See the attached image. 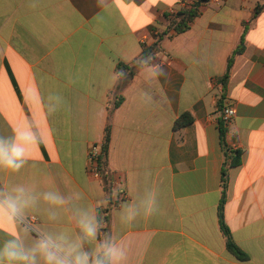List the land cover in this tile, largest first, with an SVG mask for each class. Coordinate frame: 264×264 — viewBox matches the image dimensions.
Masks as SVG:
<instances>
[{"label": "crops", "instance_id": "crops-1", "mask_svg": "<svg viewBox=\"0 0 264 264\" xmlns=\"http://www.w3.org/2000/svg\"><path fill=\"white\" fill-rule=\"evenodd\" d=\"M108 4L0 0V135L33 122L43 136L19 174L0 172V186L28 181L80 193L82 204L101 213L104 230L119 233L125 264H264V0L202 3L183 33L170 28L178 0ZM242 37L245 50L223 89L220 78ZM155 43L167 76L149 87L137 72L108 120L120 83L113 84L114 67ZM37 90L60 94L65 106L47 116ZM227 107L236 110L227 146L241 152V163L230 170L224 220L247 261L228 251L219 220ZM185 112L193 123L179 128ZM108 121L107 168L96 178L88 156L103 144ZM117 186L119 198L106 200ZM150 190L158 212L121 224L122 205ZM6 238L0 232V244Z\"/></svg>", "mask_w": 264, "mask_h": 264}, {"label": "clouds", "instance_id": "clouds-1", "mask_svg": "<svg viewBox=\"0 0 264 264\" xmlns=\"http://www.w3.org/2000/svg\"><path fill=\"white\" fill-rule=\"evenodd\" d=\"M96 3L100 8L110 6L108 0ZM113 3L119 4L120 0ZM132 62L149 87L167 76L163 64L155 62V54L137 53ZM127 76L123 69L114 67L113 84ZM141 98L146 103L153 99L147 90L141 92ZM35 100L47 116H54L65 106L63 96L58 93L43 97L37 90ZM42 142L39 126L33 122L0 135V172L19 174L28 164L33 149ZM119 195V186L114 187L106 200H116ZM82 199L78 192H64L50 184L41 186L25 181L0 186V232L7 236L0 244V264H125L127 250L119 233L105 231L101 213L82 204ZM157 212V196L150 190L139 202L132 199L124 203L118 219L121 224L131 225L139 217Z\"/></svg>", "mask_w": 264, "mask_h": 264}, {"label": "trees", "instance_id": "trees-1", "mask_svg": "<svg viewBox=\"0 0 264 264\" xmlns=\"http://www.w3.org/2000/svg\"><path fill=\"white\" fill-rule=\"evenodd\" d=\"M208 1L210 0H197L190 8L179 12L176 16H174L170 20V24H171L170 28L176 33L185 32L189 28L190 23L197 16L198 9L201 6V4L208 2ZM261 11H262V8L258 6L255 10L254 18L257 17V15L261 13ZM247 26L248 25L245 24L246 30H247ZM244 40H245L244 37H242L240 44L237 46L232 56L228 59L226 70L223 76L220 78V83L223 86V89H225V87L228 84L236 57L238 55H241L245 50ZM157 46H158V43H155L154 45H151V46L143 45L142 54L144 56L154 54ZM120 69H123L125 72H127L128 76H127V79L120 81L117 87V93L114 97V100L111 102L108 108V120H110L111 115L113 114L114 110L118 108L123 101V96H122L123 89L128 85V83L133 79L135 74L138 72V69L135 63L133 62L131 64H119L118 70ZM193 120H194L193 115L190 112H185L180 116L179 120L176 122V125L179 128L185 127V126L192 124ZM111 128H112L111 124L108 121L107 126L105 128L103 144L101 145V147H99L100 156L98 158L97 164H98L99 170L102 172V175L107 168V159H108V152H109L110 139H111ZM220 137H221V143L224 149V163L222 167V179H221L222 197H221L220 206H219L220 227H221L223 234L225 235L228 251L233 256H235L238 260L247 261L248 259L247 255L233 241L231 232L224 220V205L226 202V195H227V189H228V183H229V174H230L231 169L240 165L241 152L233 151L228 148L227 128L224 126L221 119H220Z\"/></svg>", "mask_w": 264, "mask_h": 264}, {"label": "built area", "instance_id": "built-area-1", "mask_svg": "<svg viewBox=\"0 0 264 264\" xmlns=\"http://www.w3.org/2000/svg\"><path fill=\"white\" fill-rule=\"evenodd\" d=\"M197 0H178L180 5V10L178 12H174V16L179 12L190 8ZM236 115V110L234 107H227L222 111L221 120L226 128H228L231 124L232 119ZM100 156V148L98 146H92L89 152V171L96 178L102 177V172L98 168V158Z\"/></svg>", "mask_w": 264, "mask_h": 264}]
</instances>
